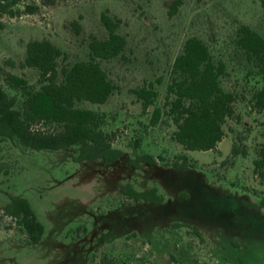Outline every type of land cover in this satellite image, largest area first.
Segmentation results:
<instances>
[{
	"label": "rangeland",
	"instance_id": "1",
	"mask_svg": "<svg viewBox=\"0 0 264 264\" xmlns=\"http://www.w3.org/2000/svg\"><path fill=\"white\" fill-rule=\"evenodd\" d=\"M26 2H36L39 10L0 14V84L6 89L8 73L38 84L39 70L24 63L29 41L51 40L65 51L59 63L72 65L90 58L94 37L109 36L103 13L120 20L117 31L127 46L102 61L117 88L107 103L78 106L107 115L105 129L126 156L111 164L78 161L75 147L36 151L0 138V264H95L105 256L128 264H231L225 254L235 249L232 242L256 251L264 242V211L247 203L264 195V180L253 171L264 141L263 118L253 109V85L235 39L241 25L264 38L262 0ZM192 36L228 62L225 85L240 98L235 118L225 125L226 137L208 151H187L174 139L176 125L166 114L152 125L155 105L144 112L134 91L153 84L156 106L163 107L173 63ZM35 127L59 129L48 123ZM143 153L154 155L157 165L127 163ZM184 154L194 166L178 170L174 162ZM129 183L141 191L157 187L163 204L129 199L122 190ZM12 196L26 197L45 226L38 244H29L5 215Z\"/></svg>",
	"mask_w": 264,
	"mask_h": 264
},
{
	"label": "trees",
	"instance_id": "2",
	"mask_svg": "<svg viewBox=\"0 0 264 264\" xmlns=\"http://www.w3.org/2000/svg\"><path fill=\"white\" fill-rule=\"evenodd\" d=\"M48 1L53 3L55 0ZM39 8L36 2L0 0V14L11 17L34 14ZM102 21L109 36L104 39L94 37L90 43V58L72 65L59 63L60 58L65 57V51L51 40L28 42L24 63L39 70L38 84H31L16 74H7L8 89L0 84V138L17 140L36 151L75 147L78 161L102 159L111 164L125 159V151L113 146L114 136L105 129L107 115L78 106L83 101L107 103L117 88L102 61L122 54L127 39L117 31L119 19L103 13ZM235 45L242 57L248 83L253 85L251 102L253 109L262 115L264 137V38L250 26L241 25L237 29ZM229 73L228 62L216 56L202 38L192 36L185 41L173 63L163 107L156 106L158 92L153 84L134 91L142 101L144 112L155 105L152 125H156L164 114L171 117L176 125L173 137L187 151L214 150L226 137L225 125L235 118L240 100L236 90L226 88L225 79ZM41 123L57 124L59 129L51 131L35 127ZM233 151L240 153L236 145ZM179 157L181 160L174 162L176 169L194 166L187 155ZM127 163L139 167L143 163L157 165L158 162L154 155L143 153ZM253 164L254 174L264 180V141L259 145ZM122 190L129 199L156 205L163 204L165 199L157 187L141 191L129 183ZM247 206L258 212L264 211V195ZM4 213L26 233L29 244L36 245L42 240L45 226L26 197L12 196ZM231 246L235 248L231 255L224 250L231 264H264V242L256 246V251L237 241ZM95 264L128 263L105 256Z\"/></svg>",
	"mask_w": 264,
	"mask_h": 264
}]
</instances>
